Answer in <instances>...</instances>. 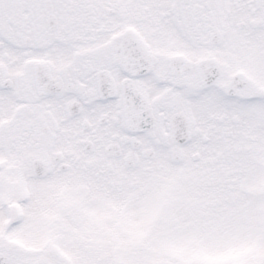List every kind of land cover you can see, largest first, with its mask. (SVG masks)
Listing matches in <instances>:
<instances>
[{
    "label": "snow or ice",
    "instance_id": "1",
    "mask_svg": "<svg viewBox=\"0 0 264 264\" xmlns=\"http://www.w3.org/2000/svg\"><path fill=\"white\" fill-rule=\"evenodd\" d=\"M0 264H264V0H0Z\"/></svg>",
    "mask_w": 264,
    "mask_h": 264
}]
</instances>
